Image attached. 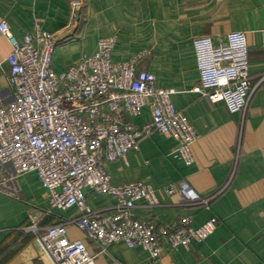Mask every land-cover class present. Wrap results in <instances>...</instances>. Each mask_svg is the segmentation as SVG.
<instances>
[{
	"label": "crops",
	"instance_id": "1",
	"mask_svg": "<svg viewBox=\"0 0 264 264\" xmlns=\"http://www.w3.org/2000/svg\"><path fill=\"white\" fill-rule=\"evenodd\" d=\"M72 0H0V21L21 39L35 24L55 35L51 69L59 73L83 54L96 50L101 36L114 35V61L145 52L137 69L154 74L156 85L173 89L172 103L197 132L194 161L186 165L174 156L175 140L152 132L125 159L105 163L115 185L144 182L157 204L137 201L132 213L157 225L184 216L197 228L215 217V230L188 248L164 244L153 259L141 247L112 244L106 251L90 242L73 223L67 236L82 240L95 264H264V0H80L77 16ZM243 31L248 43L251 93L246 109L230 113L224 102L209 101L198 91L199 73L192 40L209 36L222 43L230 31ZM8 40L0 33V107L13 100L6 58ZM147 105L134 125L150 120ZM181 182L199 201L181 200ZM174 185L175 192L166 188ZM90 207L108 214L115 199L84 189ZM40 226L79 216L76 207L51 209L47 192L35 172L16 174L12 164H0V264H51L32 233L23 231L28 215Z\"/></svg>",
	"mask_w": 264,
	"mask_h": 264
},
{
	"label": "built area",
	"instance_id": "2",
	"mask_svg": "<svg viewBox=\"0 0 264 264\" xmlns=\"http://www.w3.org/2000/svg\"><path fill=\"white\" fill-rule=\"evenodd\" d=\"M80 5V0H72L73 16L78 15ZM0 33L11 47L6 62L13 90L12 102L0 107V164H12L16 174L35 172L51 209L76 207L79 211L77 218L47 226H40L36 215H28L29 222L22 229L34 235L51 264H95L85 243L67 236L68 223L102 251L123 244L141 247L153 259L159 257L164 244L188 248L215 230V217L197 228L190 216L161 225L134 217L137 201L157 204L154 188L140 181L115 185L105 170L106 162L125 159L152 132L172 137L173 154L186 165L194 161L192 145L197 132L174 107V90L158 87L154 74L137 69L145 52L114 61L111 53L116 37L101 36L92 54H83L55 73L51 69L57 44L54 34L35 24L18 39L5 20L0 21ZM192 44L200 94L211 102L223 101L230 113L244 111L252 91L245 32L230 31L219 44L209 36H196ZM147 105L150 120L134 125L127 117L138 116ZM180 184L182 201L201 200ZM86 188L112 196L115 210L102 214L92 209ZM166 192L174 193V185Z\"/></svg>",
	"mask_w": 264,
	"mask_h": 264
}]
</instances>
